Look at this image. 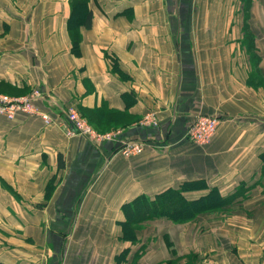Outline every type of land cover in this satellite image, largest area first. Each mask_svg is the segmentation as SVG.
Returning <instances> with one entry per match:
<instances>
[{
  "label": "crops",
  "instance_id": "obj_1",
  "mask_svg": "<svg viewBox=\"0 0 264 264\" xmlns=\"http://www.w3.org/2000/svg\"><path fill=\"white\" fill-rule=\"evenodd\" d=\"M88 6L89 25L72 28V0H0V92L40 89L37 104L53 118L46 124L41 115L0 114V211L12 212L16 227L47 229L30 240H43L42 254L0 238V264H264L263 216L162 217L142 222L136 239H123L121 225L125 203L185 181L208 185L188 197L217 187L223 196L237 194L230 206L257 202L264 184V0ZM70 106L94 116L99 131H119V140L67 136ZM149 113L157 127L141 124ZM197 115L220 117L204 146L187 135ZM117 123L124 124L111 126ZM122 140L145 149L126 157ZM54 175L60 181L46 200ZM235 227L245 229L229 230Z\"/></svg>",
  "mask_w": 264,
  "mask_h": 264
},
{
  "label": "trees",
  "instance_id": "obj_2",
  "mask_svg": "<svg viewBox=\"0 0 264 264\" xmlns=\"http://www.w3.org/2000/svg\"><path fill=\"white\" fill-rule=\"evenodd\" d=\"M89 0H72V19L70 27L79 28L81 23L89 25L91 22V10L88 6ZM75 39V38H74ZM78 41L74 40V48H77ZM76 53L77 50H76ZM88 121L98 130L99 125L95 123L94 116L80 111ZM124 123H117L111 126H120ZM109 126V127H111ZM102 131V130H101ZM264 159V153L262 154ZM60 167L64 163H59ZM208 189L205 181H185L178 187L168 188L154 196L141 194L123 205L125 220L121 222L123 239H136L137 231L141 223L157 218H167L174 222H185L199 217L204 212L221 209L237 200V194L223 196L217 187H212L201 196L188 197L185 192L196 189ZM55 189L53 180L48 183L46 196L49 199Z\"/></svg>",
  "mask_w": 264,
  "mask_h": 264
},
{
  "label": "built area",
  "instance_id": "obj_3",
  "mask_svg": "<svg viewBox=\"0 0 264 264\" xmlns=\"http://www.w3.org/2000/svg\"><path fill=\"white\" fill-rule=\"evenodd\" d=\"M41 95L40 89H34L22 96H12L0 92V114L9 119H14L21 113L41 115L46 124H51L52 116L49 113H44L37 104ZM66 114L69 121V125L65 128L67 136L83 135L99 144L119 140L121 134L119 131H98L75 106H70ZM142 123L155 127L159 125L155 113L147 114ZM219 123L218 115H197L189 125L187 135L194 143L202 146L207 145L214 138ZM121 144L119 150L126 157L140 154L145 149L144 143L140 141L122 140Z\"/></svg>",
  "mask_w": 264,
  "mask_h": 264
},
{
  "label": "rangeland",
  "instance_id": "obj_4",
  "mask_svg": "<svg viewBox=\"0 0 264 264\" xmlns=\"http://www.w3.org/2000/svg\"><path fill=\"white\" fill-rule=\"evenodd\" d=\"M1 93H5V92H1ZM5 94H9V93H5ZM9 95H11V94H9ZM12 96H15V95H12ZM145 116L142 118L141 124L148 126V125L142 123ZM94 128L97 129L95 126H94ZM100 132H104V131H100ZM262 159H263V157H262ZM58 178L59 177L57 175H54V178L52 179L54 182V185H55V182L60 179V178L59 179ZM55 187H56V185H55ZM261 188H262V190L260 191V195L255 197L257 199V202H253V203L249 204L248 206H245L244 203L242 202V204H238L235 206H227V207L217 209L214 211L204 212L202 215H206L208 213H219V214H221V216H220L221 219H231L234 221H242V219H245V218L250 220L253 218H258V216L264 217V184L262 185ZM47 189H48V184H47V188H46V193H47ZM250 198H253V197H250ZM45 199L48 200L47 196H45ZM239 202H241V201L239 200ZM66 214H68V217L71 220V223H73V221L75 219L74 218L75 215L74 214L71 215L70 213H66ZM13 215L14 214L12 212L2 213V211H0V238L3 237L2 239L4 241L9 242V244H7V242H6L5 245H11V243H12L14 246H20V247L27 249V250L29 249L28 252H30V253H32L33 250H36L39 248V251L41 252V254L44 253L45 252L44 251L45 246L43 244V240L40 244H38V241H37V244L36 243L32 244L33 242H30V240H32V237H33V234H35L34 233L35 231H32V230L28 231L27 229H25L21 226L16 227V225L14 224L15 222L14 221L12 222V220H14V218H15ZM31 215H33V213H31V212L29 214H27V216L29 218H31ZM197 218L192 219V220H188L185 222H179V223L190 222V221L196 220ZM262 219H264V218H262ZM9 220L11 221L10 223H9ZM174 223H178V222H174ZM244 229L245 228H240V227H235V229L229 228V230H231V231H236V230L237 231H244ZM253 229H255L256 231H260V228H253ZM44 230H47V229H42V233H39V234L36 233L37 235L36 234L35 235L37 237L44 236V234H45V233L43 234ZM220 230L221 229H219V231ZM69 233H70V231H69ZM42 239H43V237H42ZM44 258H46V257H44ZM59 261L60 260L57 259L56 264H59Z\"/></svg>",
  "mask_w": 264,
  "mask_h": 264
}]
</instances>
